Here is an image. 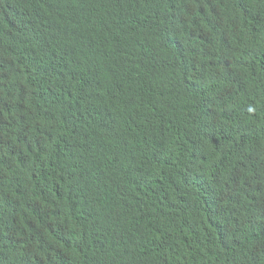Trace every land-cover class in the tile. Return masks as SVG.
I'll use <instances>...</instances> for the list:
<instances>
[{"label": "trees", "instance_id": "1", "mask_svg": "<svg viewBox=\"0 0 264 264\" xmlns=\"http://www.w3.org/2000/svg\"><path fill=\"white\" fill-rule=\"evenodd\" d=\"M0 264H264V0H0Z\"/></svg>", "mask_w": 264, "mask_h": 264}, {"label": "clouds", "instance_id": "2", "mask_svg": "<svg viewBox=\"0 0 264 264\" xmlns=\"http://www.w3.org/2000/svg\"><path fill=\"white\" fill-rule=\"evenodd\" d=\"M60 125L62 126V130L53 131V134L55 136L65 137L66 144H76L78 142L79 125L77 123H63Z\"/></svg>", "mask_w": 264, "mask_h": 264}]
</instances>
